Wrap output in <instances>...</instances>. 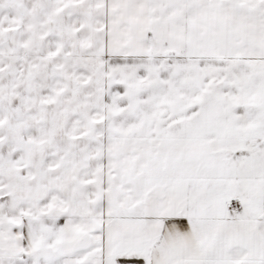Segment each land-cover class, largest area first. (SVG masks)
Instances as JSON below:
<instances>
[{
  "label": "snow or ice",
  "instance_id": "1",
  "mask_svg": "<svg viewBox=\"0 0 264 264\" xmlns=\"http://www.w3.org/2000/svg\"><path fill=\"white\" fill-rule=\"evenodd\" d=\"M0 264H264V0H0Z\"/></svg>",
  "mask_w": 264,
  "mask_h": 264
}]
</instances>
